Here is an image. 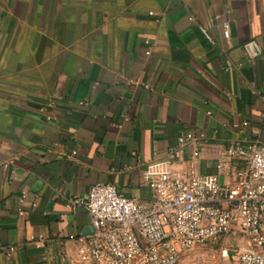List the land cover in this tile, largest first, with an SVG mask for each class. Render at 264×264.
I'll return each mask as SVG.
<instances>
[{
    "label": "crops",
    "instance_id": "1",
    "mask_svg": "<svg viewBox=\"0 0 264 264\" xmlns=\"http://www.w3.org/2000/svg\"><path fill=\"white\" fill-rule=\"evenodd\" d=\"M242 122L264 143V0H0V264H76L92 226L70 199L102 182L147 205L160 161L234 168ZM193 130L195 159L173 150Z\"/></svg>",
    "mask_w": 264,
    "mask_h": 264
},
{
    "label": "built area",
    "instance_id": "2",
    "mask_svg": "<svg viewBox=\"0 0 264 264\" xmlns=\"http://www.w3.org/2000/svg\"><path fill=\"white\" fill-rule=\"evenodd\" d=\"M222 26L228 37L227 22ZM246 125H232L235 137L224 148L225 157L238 163L234 168L219 161L216 174H202L193 162L179 170L170 169L168 161L149 164L147 205L102 182L91 185L85 199H70L69 206L86 209L93 227L92 234L75 238L76 264H179L188 250L227 235L240 242L223 248L224 257L236 264H264V143L242 135ZM206 140L203 131H187L176 138L173 150L191 145L195 159ZM30 242L44 247L40 236ZM14 250L0 246L9 256Z\"/></svg>",
    "mask_w": 264,
    "mask_h": 264
},
{
    "label": "rangeland",
    "instance_id": "3",
    "mask_svg": "<svg viewBox=\"0 0 264 264\" xmlns=\"http://www.w3.org/2000/svg\"><path fill=\"white\" fill-rule=\"evenodd\" d=\"M238 243L227 235L218 242L197 245L181 256L179 264H236L233 259L224 257L221 250L236 248Z\"/></svg>",
    "mask_w": 264,
    "mask_h": 264
},
{
    "label": "water",
    "instance_id": "4",
    "mask_svg": "<svg viewBox=\"0 0 264 264\" xmlns=\"http://www.w3.org/2000/svg\"><path fill=\"white\" fill-rule=\"evenodd\" d=\"M92 233H93V227H91Z\"/></svg>",
    "mask_w": 264,
    "mask_h": 264
}]
</instances>
